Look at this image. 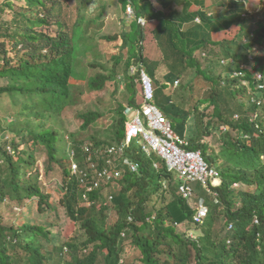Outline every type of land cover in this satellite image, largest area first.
Returning a JSON list of instances; mask_svg holds the SVG:
<instances>
[{
  "label": "trees",
  "instance_id": "16d2710c",
  "mask_svg": "<svg viewBox=\"0 0 264 264\" xmlns=\"http://www.w3.org/2000/svg\"><path fill=\"white\" fill-rule=\"evenodd\" d=\"M12 1L20 2L21 7L16 8ZM70 1L5 0L0 5V97L9 96L16 108L10 121L7 115L0 116V209L14 202L26 206L35 198L40 209L50 206V196L38 182L39 174L27 178L28 167L38 162L37 150L39 156L47 153L50 164L64 165L71 159L70 152L84 166L89 158L106 157L111 163L102 179L109 184L101 181L102 187H96L97 179L91 178L96 168L91 164H87L90 175L86 181L78 183L71 175L70 160L61 201L69 219L81 228L74 233H84L63 240L29 218L10 225L2 223L0 216V264H121L127 237L140 250L143 264H193V259L195 264H264V90L258 86L264 82V50L254 51L257 44L264 46V11L255 26L253 20L259 13H250L246 0H220L217 8L225 10L217 20L208 12L207 0H160L164 10H156L151 0H131L138 15H149L155 21L143 27L142 36V26L135 28V22L119 35L101 34L102 41L122 39L119 52L109 57L100 48L101 40L90 34L103 28L99 19L105 15V3L92 18L98 21L96 26L97 22L86 25L84 16L93 0H81L82 14L73 23L66 19L65 4ZM121 2L125 10L128 0ZM263 7L264 3L261 10ZM8 10L12 16L6 18ZM197 18L201 23H195ZM233 27H239L233 39H216ZM147 29H153L154 35L148 37ZM222 58L228 63L219 70L216 64ZM147 59L152 64L146 68ZM133 65L145 67L153 77L166 65L180 85L174 102L166 96L163 99L175 131L187 136L188 149L202 148L210 162L226 156L221 168L225 189L216 188L219 199L204 196L206 221L201 226L203 234L196 239L176 226L193 224L195 210L179 196L173 183L163 189L171 175L165 166H154L162 163L160 157L148 156L136 144L123 154L109 152L125 142V104L117 108L112 135L105 139L95 135L91 140L78 139L77 133H64L61 116L83 94V85L101 90L108 81L124 83L130 92L127 104H136ZM89 69L102 71L88 77ZM191 73L195 77L189 79ZM197 80L202 83L198 89ZM209 109H213L212 120H205ZM99 117L100 113H81V127L87 129ZM253 117L257 120L252 121ZM222 126L237 133L220 151L209 153L210 146L200 140L213 131L222 132ZM229 130L224 137H229ZM7 132L14 134L13 139ZM84 140L89 141L84 144ZM254 160L253 165L248 164ZM133 162L140 170L132 169ZM233 183L246 186L239 200L230 190ZM85 192L90 204L83 200ZM237 200L243 202L240 207ZM113 213L116 219L111 217ZM230 223L232 230L228 229Z\"/></svg>",
  "mask_w": 264,
  "mask_h": 264
},
{
  "label": "rangeland",
  "instance_id": "374dc122",
  "mask_svg": "<svg viewBox=\"0 0 264 264\" xmlns=\"http://www.w3.org/2000/svg\"><path fill=\"white\" fill-rule=\"evenodd\" d=\"M5 0H0V5L4 3ZM264 0H247L246 8L250 10L253 14L259 13L255 15V18L253 22L255 23V26L259 23L258 21L262 19V14L264 11V7L261 10L260 6L263 4ZM105 3L106 10L105 15L102 19H99V23L102 22L103 28L100 33H97L96 30L90 31V34H93V36H96L97 40H101L102 44L100 48L105 49L106 56L112 57L110 55L116 54L119 52V46L122 43V39H119L117 41L109 42V41H102L101 34H108L113 35L117 34L119 35L123 30L129 31L131 27L126 26L127 24L125 21L126 14L124 10L121 7V0H93V2L90 3V5L87 7L86 11L84 12V16L87 18L86 25L89 22H97L96 26H98V21L93 20L92 18L97 17V15L100 13L101 10V4ZM12 3L15 5L16 8H20V2L18 1H12ZM26 4V2L24 1ZM220 3V0H207L206 4L209 8H207L208 12H213L216 16L214 18L217 20V16L221 15L219 14L220 11H224L225 8H217L218 4ZM225 3V2H224ZM153 4L156 7L157 10H161L162 4L158 0H153ZM27 5V4H26ZM82 6L81 0H71L70 2H67L65 4V11L67 13L66 19L73 23L75 18L80 16L82 14ZM29 7V6H28ZM206 10V11H207ZM166 13L169 12V8L166 7V10L164 11ZM12 16V11L8 10L5 12V17L9 18ZM149 18V15H147ZM138 24L135 23L134 27L138 28ZM154 26V24H153ZM239 30V27H233L232 29L228 31H222V33L217 34L215 37L217 40H224L226 38L233 39V35L235 36ZM140 36H142L143 33V27L139 28ZM153 29H150L145 31L147 33L148 37L153 36ZM143 37H141L142 39ZM146 62V68L152 64V61L149 59L145 60ZM217 69L220 68L219 61L217 62ZM110 66V64H109ZM98 71H102L100 69L91 70L89 69V76H95ZM149 72V71H148ZM168 73V70L166 69V65H161L159 67V70L157 72L158 80L154 79V85L155 87L162 88L159 92H156V103L161 106L163 103V99L165 98V91L163 89H171L168 91L169 94L173 93L175 90L174 82L171 80V75L169 77L166 74ZM194 73V72H193ZM191 73L188 75V78H194L195 75ZM151 75V73H149ZM175 79V78H174ZM171 80V81H170ZM166 82V84L163 85V82ZM124 84H122L121 87H118L117 83L114 82H108L106 86L101 90H89L87 85H83L81 88L83 94L79 95L77 97V100L74 102L73 105L67 107L61 118L63 120V127H64V133L70 134V133H77L78 139L87 138L91 140V136L95 135L97 137H100L101 139H105L107 137L110 130L112 129V124L114 122V117L118 118L117 108L120 104L127 105L130 95V92L126 90V88L123 87ZM202 86V83H200L197 80L196 89L200 88ZM186 86H182L184 88ZM180 85L176 88L177 91L179 90ZM139 89V85H138ZM139 95H140V89H139ZM174 97V94H172ZM234 101V100H233ZM188 107V106H187ZM186 107V108H187ZM16 108L14 107V104L12 103V100L9 96H3L0 97V116H8L9 121L12 118L11 113H14ZM100 113V117L92 123L87 129H83L81 127L83 123V119L81 118V113ZM213 109H209L207 111V117H205V120H212L213 115ZM245 113L242 114L244 116ZM218 125V123H217ZM216 142H220L219 135L220 132L213 131ZM237 133V132H236ZM233 131H229V137H224V139H231V135L236 134ZM9 139H13L14 134L11 132H7ZM67 139L69 140L67 143V148H70V135L67 136ZM84 140L83 143L89 141ZM207 140H210V137L207 138ZM219 145V144H218ZM21 148L23 146L21 145ZM38 152V162L35 166H29L28 167V174L27 178H32L37 173L39 174V184L42 186L43 191L45 194H48L49 200L48 204L44 206L45 211L39 208V199H28L30 201H27L26 206L17 205L16 202H14L13 205L10 207H2L0 209V216L2 223L6 224H20L25 220V218H29L32 222H37L38 224H42L45 228H47L52 233H58L60 237L63 240H72L74 239L75 235H82L84 231L82 230V233L75 234L74 230L77 228L81 232V228L79 225H75V223L69 219L66 209L64 206V203L61 201L66 193V174L65 169L68 168L70 165V160L67 159L64 163V165L55 162L50 164L48 155H42L39 156L40 152ZM14 153V152H12ZM246 188V186H245ZM253 190V188H251ZM111 211L109 212V214ZM113 219H116L115 213H113V216L111 215ZM109 221V218L108 220ZM178 230L180 232H192L195 236L199 237L203 234V228L196 226L194 224L186 223L181 225V227H178ZM86 239V238H85ZM84 239V240H85ZM132 238L127 237L124 245H125V253L123 254L122 258L123 261L122 264H143L141 261V253L140 250L137 248H134L132 246ZM195 259H193V264H195Z\"/></svg>",
  "mask_w": 264,
  "mask_h": 264
},
{
  "label": "clouds",
  "instance_id": "9594fccd",
  "mask_svg": "<svg viewBox=\"0 0 264 264\" xmlns=\"http://www.w3.org/2000/svg\"><path fill=\"white\" fill-rule=\"evenodd\" d=\"M151 1L153 3V0H151ZM159 1L160 0H158V2ZM246 4H247V0H246ZM129 6H131L134 10V14L132 16H129V14H128V7ZM262 6H263V4L260 6V8ZM121 7H122V4H121ZM122 9H123V7H122ZM155 9H156V7H155ZM161 10H164V7ZM248 11L250 13H252L250 10H248ZM124 12L126 14V19H127V21H125L126 24H130L132 22H135L142 27H146L155 21V19H150L146 16L138 15L136 12V8L134 6V3L131 0H128L127 5H126V9L124 10ZM211 15L216 16L214 13H211ZM221 15H223V14H221ZM221 15H218V16H221ZM140 18L146 19L145 24H142L139 22ZM195 23H201V19L197 18ZM220 33H222V32H220ZM243 38H246V37L244 36ZM262 50H264L263 44H259V45L257 44L256 47L254 48V51H262ZM220 63H221L220 65L225 66L228 63V60H226L225 58H222L220 60ZM142 70H144L151 78V82H152V86H153L152 98H148L146 96L144 83L141 79L142 78V75H141ZM131 73L133 75H136L135 82L137 85L138 95L136 96V104H127L126 108L124 110V114L127 117V122H126V137H125V142L123 143V145H125V149H127L128 147H130V145L136 144L138 146L139 150L141 152L147 154L148 156L152 157V155L153 156L158 155L160 157L162 163H154V166L158 169L162 166H165L168 173L171 175L170 179H166V180H168V183L167 182L163 183V189H167L168 186L173 183L174 185L173 184L172 185L176 188L179 196H181L182 199L188 205H190V207L192 209L195 210L194 216L192 218L193 224L201 227L202 225L205 224L206 214H207L206 210L203 209V207H202L204 202H205L204 196L206 194H211L215 197V199H219V192L216 190V188L221 187V192L225 189L224 187L226 185V181H225V178L223 177V173H222L221 168H223V165L225 164V157L226 156L222 160L213 159L214 162H210L208 157H207V154L205 152H203L202 148L198 147L197 149L196 148L188 149L187 147H188L189 142L184 138L187 136H182L181 134H179L178 132L175 131L173 119H171L167 115L165 110L163 109V103L161 106H159L156 103V92H157V89L159 87H155V85H154L155 80L154 79L159 81L157 73L153 77L152 75L149 74L148 70L145 67H140V66H136V65H133L131 67ZM234 74H237V73L235 72ZM169 75L170 74L168 71V73L166 74V78H167V76L169 77ZM118 79L121 82L123 81L122 76H119ZM171 80L174 82V87H175V90L173 91V93H171V94L168 93V91L171 89V87H170V89H166L163 87V89L165 91V96L171 98L170 102H174L172 94L175 95V93L177 91L176 88L179 86V80L175 79V81H174V76H172V75H171ZM108 82H112V81H108ZM114 83H116V82H114ZM122 84H124V83H120V85H118V87H121ZM163 84H166V82L164 81ZM138 85H139V89H140V95H139ZM258 86L261 90H264V82L259 83ZM123 87L125 88V84ZM256 100L257 99H254V101H256ZM149 106H151L150 111L148 113H145L146 107H149ZM159 113H161V114H159ZM138 114L140 116L141 121L143 122V126L147 127L148 129H150L149 118L156 120L157 118H160L162 116V118L165 119V121H167L168 123L171 124V130L170 131H171L173 137L169 138V139L174 140L176 138L175 139L176 145L179 148H181V150L183 151V153L181 155L182 161L180 164L176 163V164L171 165V167H170L169 163L166 159L167 157H165L164 155H162L160 153L161 152V148H160L161 145L157 141V138H161L164 135L165 136L167 135V133H165V131L163 129L156 128V130L149 137H146V138L144 137V135L141 131H137L135 133V135L132 137V139H130V140L128 139V133H127L128 125L132 122L134 117L137 116ZM236 117H238V116L236 115ZM255 120H257V119H255V117H253L252 121H255ZM259 125H261V123ZM221 130H222V132H220L221 134L219 135L220 142H216L215 137H217V136H214V133L209 134L204 139L200 140V142H202L206 145L208 144L210 146L209 153L214 154V153L220 151L221 150L220 146H223L225 144V142L228 141V139H224L223 134L227 133L229 129H227L225 126H222ZM229 131H231V130H229ZM187 133H188V130L185 132V134L187 135ZM208 137H210V140H207ZM86 143H88V142H85L84 144H86ZM96 153L99 156L102 155V152L99 150H96ZM104 153H105V151H104ZM70 155H71L70 158L72 160L71 175L73 177L77 178V180L79 181L78 183H84L86 181V176L90 175V173L87 171L89 168L87 166V164H91V165L95 166V168H96V170H94L93 173L91 174V178L93 177V179H97L98 185H96V187H98V186L102 187L101 181L105 182L106 185L109 184L104 179H102L103 177H101V174H102L101 172L104 169H108L109 164L111 163V161L107 160L106 157L105 158H98V159L89 158L88 162H86V164L84 166L75 160L74 152H70ZM262 158L264 159V155L262 156ZM255 162H256V160H254L253 162H249L248 164L253 165ZM131 167H132V169L140 170L139 165L135 162L132 163ZM96 177H98V178H96ZM67 184H68V182L66 183L65 186H67ZM245 189H246L245 185H243L242 183H233L230 187V190H232L236 194L238 200L240 199V193L243 192ZM87 194L88 193L85 192L82 195L83 200L87 204H90L92 201L87 197ZM109 197H110V200L113 199L112 194ZM238 200L236 203H238ZM242 203L243 202H239L237 207H240L242 205ZM129 220L133 221V218L129 217ZM255 223H259L258 218H255ZM176 226L181 227V225H177V224H176ZM233 227H234V225L232 223H230L228 229L232 230ZM186 233L192 239L197 238V236H195L192 232H186ZM228 242L230 243L231 239H229ZM64 251L68 256V249L64 248ZM107 251H108V249H107ZM84 253L87 254L88 251L85 250ZM122 261H123V258H122L121 262Z\"/></svg>",
  "mask_w": 264,
  "mask_h": 264
},
{
  "label": "built area",
  "instance_id": "2783aa9c",
  "mask_svg": "<svg viewBox=\"0 0 264 264\" xmlns=\"http://www.w3.org/2000/svg\"><path fill=\"white\" fill-rule=\"evenodd\" d=\"M128 14H129V16H132L134 14V10L131 6L128 7ZM139 22L142 24H145L146 19L140 18ZM141 75H142L141 79H142V81L144 83V87H145L146 96L148 98H152L153 86H152L151 78L144 70H142ZM150 109H151V106L146 107L145 113H148L150 111ZM159 114H161V113H159ZM149 121H150V129L143 126V122L141 121L139 114L137 116H135L127 128L128 139L129 140L132 139V137L135 135V133L137 131H141L143 133L144 137L146 138V137H149L156 130V128L163 129L165 131V133H167V135L166 136L164 135L161 138H157V141L161 145L160 146V148H161L160 153L162 155H164L165 157H167L166 159H167L170 167H171V165L176 164V163L180 164L182 161L181 155H182L183 151L181 150V148H179L176 145V142H175L176 138L174 140L169 139V138L173 137V135L170 131L171 130V124L168 123L167 121H165V119H163L162 116L160 118H157L156 120L149 118ZM124 149H125V145H122L120 147H111L109 149V152L110 153H116V154H123ZM101 173H102L101 177H104L106 174L108 175L109 171H108V169H104ZM96 185H98V183Z\"/></svg>",
  "mask_w": 264,
  "mask_h": 264
}]
</instances>
